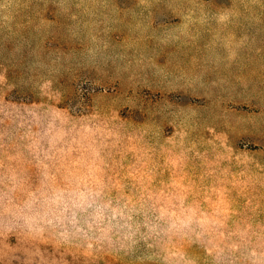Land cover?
Returning <instances> with one entry per match:
<instances>
[{
	"label": "rangeland",
	"instance_id": "1",
	"mask_svg": "<svg viewBox=\"0 0 264 264\" xmlns=\"http://www.w3.org/2000/svg\"><path fill=\"white\" fill-rule=\"evenodd\" d=\"M0 264H264V0H0Z\"/></svg>",
	"mask_w": 264,
	"mask_h": 264
}]
</instances>
